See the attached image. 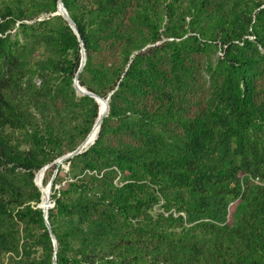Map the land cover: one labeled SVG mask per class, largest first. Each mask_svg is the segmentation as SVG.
<instances>
[{"label":"trees","instance_id":"obj_1","mask_svg":"<svg viewBox=\"0 0 264 264\" xmlns=\"http://www.w3.org/2000/svg\"><path fill=\"white\" fill-rule=\"evenodd\" d=\"M0 0V264H264V0Z\"/></svg>","mask_w":264,"mask_h":264},{"label":"water","instance_id":"obj_2","mask_svg":"<svg viewBox=\"0 0 264 264\" xmlns=\"http://www.w3.org/2000/svg\"><path fill=\"white\" fill-rule=\"evenodd\" d=\"M53 14L62 15L68 21V23L70 24L71 28L75 32V34L78 36V39H79V42H80V45H81V54H82L81 65H80V68H79V70H78V72H77V74L75 76V82H74V86L76 88V91L78 92L79 95H89V96L95 98L96 101L98 102L99 106H100V100H104L106 102V106H105L104 112H101V108H99V115H98V117L96 119V122H95L91 132L88 134L87 138L74 151H72V152L60 157L58 160H56L54 162V163H57V165H58L57 167H59L64 161H66L67 159L72 158V157H74V156H76L78 154H81V153L85 152L92 144L95 143L96 139L99 137V133H100V130L102 128L103 120L109 113L111 97H110V95L107 98L99 96L96 93L88 90L86 87H84V86H82L80 84L79 75H80V72L82 71L84 65L86 64L87 52H86L85 44H84V41H83L82 36L80 34L79 28H78L77 24L75 23V21L71 18L67 8L64 5L63 0H59L58 10H57V12H55ZM95 126H97V128H98V135H97L96 139L91 144H89L90 138H91L90 135H91L93 129L95 128ZM50 166H51V164L45 166L40 171H46ZM57 172H58V168H57L56 172H54L51 180L48 183V186H49V189H50L51 193H52V187H53L54 179L56 177ZM35 183L37 184L36 180H35ZM40 189L42 190L41 187H40ZM53 206H54V203H52L51 196L49 198V202L48 203H46V204L43 203V190H42V201L39 204V207L43 209L45 220H46V224L48 226L49 232H50L51 237L53 239L54 246H55V251H56L57 247H58V243H57L56 236H55V234H54V232L52 230V227H51V224L49 222V219H48L49 208H51ZM54 264H57L56 252H55V255H54Z\"/></svg>","mask_w":264,"mask_h":264},{"label":"bare ground","instance_id":"obj_3","mask_svg":"<svg viewBox=\"0 0 264 264\" xmlns=\"http://www.w3.org/2000/svg\"><path fill=\"white\" fill-rule=\"evenodd\" d=\"M100 104H101V112H104L105 110V106H106V102L104 100H100ZM98 135V128L97 126H95V128L93 129L92 133H91V138H90V142L89 144H91L97 137ZM44 171H40L37 175V183L40 185V187L43 190V203L46 204L49 202V198H50V189L49 186L47 185L46 188L43 187L42 183H41V177L43 175Z\"/></svg>","mask_w":264,"mask_h":264},{"label":"rangeland","instance_id":"obj_4","mask_svg":"<svg viewBox=\"0 0 264 264\" xmlns=\"http://www.w3.org/2000/svg\"><path fill=\"white\" fill-rule=\"evenodd\" d=\"M100 108H101V104H100ZM64 162H65V161H64ZM64 162L62 163V167H64V169H68V164H65ZM57 166H58V165H57ZM57 168H58V167L55 168V171H54V172H56ZM45 172H46V171H44V173H43V175H42V177H41V183H42V185H43L44 188H46L47 185H48V184H47L46 186H44V184H43V177H44ZM36 182H37V178H36ZM37 184H38V183H37ZM38 185H39V184H38ZM39 186H40V185H39ZM50 196H51V193H50ZM52 203H53V202H52Z\"/></svg>","mask_w":264,"mask_h":264}]
</instances>
